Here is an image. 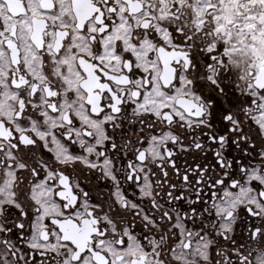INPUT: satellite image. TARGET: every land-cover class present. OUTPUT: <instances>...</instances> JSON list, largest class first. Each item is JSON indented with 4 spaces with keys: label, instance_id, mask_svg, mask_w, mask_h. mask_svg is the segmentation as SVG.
Listing matches in <instances>:
<instances>
[{
    "label": "snow or ice",
    "instance_id": "1",
    "mask_svg": "<svg viewBox=\"0 0 264 264\" xmlns=\"http://www.w3.org/2000/svg\"><path fill=\"white\" fill-rule=\"evenodd\" d=\"M0 264H264V0H0Z\"/></svg>",
    "mask_w": 264,
    "mask_h": 264
}]
</instances>
